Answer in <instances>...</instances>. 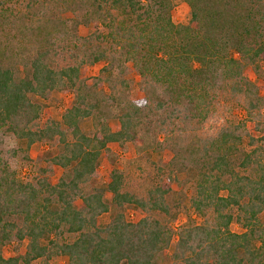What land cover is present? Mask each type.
Here are the masks:
<instances>
[{"label":"trees","instance_id":"16d2710c","mask_svg":"<svg viewBox=\"0 0 264 264\" xmlns=\"http://www.w3.org/2000/svg\"><path fill=\"white\" fill-rule=\"evenodd\" d=\"M20 1L36 18L51 0H0V28L17 22ZM187 2L189 21L176 23L173 0H87L82 19L42 38L26 74L0 60V264H264V88L252 78L264 68V0ZM53 91L71 102L61 121L42 122L31 94ZM145 137L165 165L193 175L200 222L177 230L158 218L171 213L170 189L138 195L114 166L105 188L93 183L103 155ZM37 143L58 150L24 178Z\"/></svg>","mask_w":264,"mask_h":264},{"label":"rangeland","instance_id":"374dc122","mask_svg":"<svg viewBox=\"0 0 264 264\" xmlns=\"http://www.w3.org/2000/svg\"><path fill=\"white\" fill-rule=\"evenodd\" d=\"M86 2L87 0L46 1L44 3L45 8L43 10L40 8L42 15L36 18L32 16L31 12L26 10L25 1L17 3L15 6L19 15L17 22L5 24L4 28H0V60L5 61L4 58L9 60V63L11 65L14 64L17 70L26 74L29 71L30 58L39 47L42 38L57 34L58 30L62 28L60 22L63 19H82ZM190 13L191 9L187 0H173L172 17L176 23H187L190 19ZM77 29L81 35L88 34L93 30V23L85 26L84 24L79 25ZM103 64L104 62L84 65L82 67V76L97 75ZM252 78L261 88H264V68L259 77L252 73ZM72 96V92L66 93L63 91H53L46 99L31 94V98L34 101H39L44 106L42 122H46L49 118L61 121L63 112L70 104ZM225 108H227L226 111L230 109L229 112H231L232 118L245 119V112L237 109L234 104H225ZM93 126L94 123L91 119H86L82 122V127L89 133L92 132ZM159 138L162 140L163 136L161 135ZM9 143L16 146V142L12 139ZM154 147L155 144L151 141V137H145L136 142L127 143L124 148H113L111 153L103 155L100 165V176L93 183L100 188H105L109 179L110 169L114 166L121 169L125 174V188L138 195L146 196L148 191L156 186L170 189L168 200L171 206V213L169 216L154 213L158 218L166 220L177 230L190 218L200 222L201 218L196 215L191 207L190 199L195 192L193 175L189 170L180 171L165 165L164 152H159ZM57 150L55 143L34 144L28 154L32 161L29 159L24 161L26 165L20 173L21 176L29 178L36 165H47V158L53 153L55 154ZM62 172V168L55 166L54 179L58 178ZM106 198L110 200L111 195L106 193ZM126 213L130 218L135 216V210L132 207H127ZM101 219L103 222H108L110 213L103 214ZM232 229L238 232L243 230L236 222L232 224ZM25 242L24 245L26 244ZM13 248V245L7 247V255L14 253ZM168 262L169 257L167 256L164 264H169ZM52 263L68 264V259L66 256H56L52 259Z\"/></svg>","mask_w":264,"mask_h":264}]
</instances>
